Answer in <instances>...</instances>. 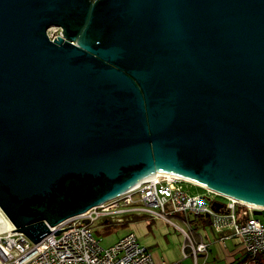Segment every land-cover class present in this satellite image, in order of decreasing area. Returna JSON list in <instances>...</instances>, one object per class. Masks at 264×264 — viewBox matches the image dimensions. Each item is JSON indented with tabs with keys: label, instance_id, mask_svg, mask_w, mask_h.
Masks as SVG:
<instances>
[{
	"label": "water",
	"instance_id": "obj_1",
	"mask_svg": "<svg viewBox=\"0 0 264 264\" xmlns=\"http://www.w3.org/2000/svg\"><path fill=\"white\" fill-rule=\"evenodd\" d=\"M158 174L264 206V0H0L14 230L37 243Z\"/></svg>",
	"mask_w": 264,
	"mask_h": 264
},
{
	"label": "built area",
	"instance_id": "obj_2",
	"mask_svg": "<svg viewBox=\"0 0 264 264\" xmlns=\"http://www.w3.org/2000/svg\"><path fill=\"white\" fill-rule=\"evenodd\" d=\"M56 30L59 32L49 35L51 39L60 34L61 29ZM184 182L188 181L174 175L158 174L116 198L50 227L53 231L73 226L58 234L50 231L37 243L23 232L14 230L16 227L0 209L7 221L5 223L0 215V264H173L157 263L149 248L140 243L133 232L108 247H103L101 240L93 234L91 224L95 221L123 222L128 219L127 215L145 214L166 221L180 214L179 219L188 227V231H181L195 260L200 255L207 258L211 244L194 240L190 217L193 214L208 216L212 228L223 233L218 239L221 246L226 250L227 240H232L249 257L241 264H256L257 257L264 253V206L244 203L210 189L205 193L190 194L184 189ZM220 195L225 199H218ZM215 203L219 204L218 210Z\"/></svg>",
	"mask_w": 264,
	"mask_h": 264
},
{
	"label": "rangeland",
	"instance_id": "obj_3",
	"mask_svg": "<svg viewBox=\"0 0 264 264\" xmlns=\"http://www.w3.org/2000/svg\"><path fill=\"white\" fill-rule=\"evenodd\" d=\"M58 27L53 26L48 29L49 35L59 32ZM184 189L190 194L205 193L207 190L202 186L184 182ZM218 199L224 200L223 196H217ZM5 223L6 217L0 212ZM180 215V214H178ZM175 214L171 217V221H166L163 218L145 214L138 217L126 216L128 219L123 222L114 221L113 219H101L91 224L93 234L101 240L103 247H108L128 233H135L139 242L147 245L150 252L157 263L171 262L173 264H225L224 255L220 250L217 239L223 234L215 231L209 224L203 226V222L199 221L203 218L206 222H210L208 216L201 217L193 214L191 217L197 222L193 223L195 233H198V238L203 236L206 242L213 243L208 258L199 256L197 260L192 255L190 248L187 247V242L182 229L188 231L187 225L179 219ZM174 223H173V222ZM176 223L179 225L177 226ZM149 224V225H148ZM186 247V248H185ZM243 258L246 254L242 253Z\"/></svg>",
	"mask_w": 264,
	"mask_h": 264
},
{
	"label": "crops",
	"instance_id": "obj_4",
	"mask_svg": "<svg viewBox=\"0 0 264 264\" xmlns=\"http://www.w3.org/2000/svg\"><path fill=\"white\" fill-rule=\"evenodd\" d=\"M135 217H137V216H135ZM199 221H201L202 222V220H199ZM206 221V220H205ZM203 222H204V220H203ZM204 224V223H203ZM207 224H209L210 226H211V224H210V222L208 223H206L205 225H203V226H206ZM149 225V224H148ZM212 227V226H211ZM214 229V228H213ZM222 233V232H221ZM198 233H195V231H194V233L192 234V237L194 238V240L196 241V242H199V241H204V242H206L205 240H204V238H203V236H201V238H198V235H197ZM220 238V237H219ZM218 238V239H219ZM218 239H217V244H218V246H219V248H220V250L222 251V255H224V258H225V264H228L229 263V261H231V260H233V259H235L236 261V263L238 262V261H240L241 259H243V256H242V253H243V250H240V248H238V247H236L235 246V244H234V242L232 241V240H227V249L225 250L222 246H221V244L219 243V241H218ZM207 243H210L211 244V247H212V245H213V243H211V242H207ZM145 246H147V245H145ZM148 247V246H147ZM211 247H210V251H211ZM149 248V247H148ZM150 250V249H149ZM210 254V253H209ZM202 258H205L204 256H202V255H200ZM209 256V255H208ZM208 258V257H207Z\"/></svg>",
	"mask_w": 264,
	"mask_h": 264
},
{
	"label": "trees",
	"instance_id": "obj_5",
	"mask_svg": "<svg viewBox=\"0 0 264 264\" xmlns=\"http://www.w3.org/2000/svg\"><path fill=\"white\" fill-rule=\"evenodd\" d=\"M129 216V215H128ZM196 218H198L199 216L198 215H195ZM135 217V216H133ZM138 217V216H137ZM201 217H205V216H201ZM204 220V222H203ZM190 221L192 223V226H193V223L197 222L196 219L190 217ZM202 222L204 223L203 225H205L207 222L205 221V219L203 218L202 219ZM193 229H194V226H193ZM248 255H246L243 259H241L240 261H238L237 263L235 262L236 260H234L231 264H241L245 261H247L249 259V257H247ZM256 264H264V253L260 254L258 257H257V260H256Z\"/></svg>",
	"mask_w": 264,
	"mask_h": 264
},
{
	"label": "bare ground",
	"instance_id": "obj_6",
	"mask_svg": "<svg viewBox=\"0 0 264 264\" xmlns=\"http://www.w3.org/2000/svg\"><path fill=\"white\" fill-rule=\"evenodd\" d=\"M249 204V203H248Z\"/></svg>",
	"mask_w": 264,
	"mask_h": 264
}]
</instances>
